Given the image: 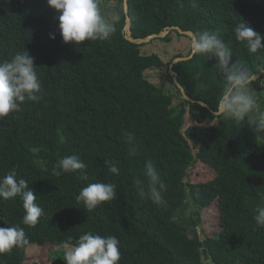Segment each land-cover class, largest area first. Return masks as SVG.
Segmentation results:
<instances>
[{"label": "trees", "instance_id": "1", "mask_svg": "<svg viewBox=\"0 0 264 264\" xmlns=\"http://www.w3.org/2000/svg\"><path fill=\"white\" fill-rule=\"evenodd\" d=\"M129 14L135 38L172 26L218 31L232 63L252 75L264 69V49L250 53L234 32L244 20L264 35V0H129ZM56 17L47 0H0V61L29 51L41 82L38 103L18 104L0 120V176L14 170L43 209L29 227L21 196L0 198V226L23 228L29 240L0 254V264H25L30 247L72 246L89 231L119 239L118 264H206L205 256L211 264H264V227L253 218L264 206V142L247 117L213 114L225 84L218 58L197 54L174 65L188 94L211 108L185 98L175 103L164 84L146 76L164 62L126 38L125 10L109 39L80 44L63 42ZM263 80L264 74L257 81ZM190 120L195 124L186 127ZM125 130L135 136L132 145L122 138ZM71 155L85 163L87 180L80 170L53 174ZM149 160L167 186L165 205L141 198L133 183ZM95 182L114 184L117 195L88 212L75 197ZM213 206L220 230L191 234L201 211Z\"/></svg>", "mask_w": 264, "mask_h": 264}, {"label": "clouds", "instance_id": "2", "mask_svg": "<svg viewBox=\"0 0 264 264\" xmlns=\"http://www.w3.org/2000/svg\"><path fill=\"white\" fill-rule=\"evenodd\" d=\"M47 3L59 12V32L63 42L107 40L116 31L121 16L113 10L101 11L99 0H47ZM237 41L245 42L250 53L264 49V35L257 32L248 22H239L235 29ZM55 39L56 34L50 33ZM191 54H208L218 58L217 66L225 80L222 93L218 98L216 111L213 114H227L238 121H247L255 132L264 133V114L252 118L250 113L256 108V101L251 95L249 84L256 77L238 62L232 63V52L218 31H204L192 34ZM37 66L29 51L16 53L10 59L0 61V120L14 112L18 104L39 102L41 82L37 74ZM122 138L126 144L132 145L133 133L124 131ZM135 149L130 148L134 153ZM110 173L119 174L118 167L105 160ZM86 165L77 155L60 158L53 168V174L80 170L81 178L87 180L84 171ZM133 183L139 190L141 198H148L154 204L165 205L163 193L166 184L149 160L145 164L144 177L134 178ZM20 195L23 200L24 215L22 223L35 227L43 214V209L35 201L36 193L29 188L28 182L17 180L16 172L10 171L0 176V198L9 199ZM117 195L116 186L111 183L95 182L83 187L75 197L90 212L105 201ZM258 227H264V206L258 207L253 217ZM119 239L116 236H101L92 232L82 234L71 247H66L62 256L65 264H118L121 258ZM29 240L23 228L17 226H0V254L11 252L13 248H26Z\"/></svg>", "mask_w": 264, "mask_h": 264}, {"label": "rangeland", "instance_id": "3", "mask_svg": "<svg viewBox=\"0 0 264 264\" xmlns=\"http://www.w3.org/2000/svg\"><path fill=\"white\" fill-rule=\"evenodd\" d=\"M99 4L102 12L113 10L122 16L125 10L123 0H99ZM49 7L59 15V12L56 9L50 5ZM170 35L171 41H166L164 38H155L148 43L142 44L143 53H157L164 62L162 67L149 69L145 71V74L152 82L156 84H164L166 89L174 95L175 103H179L184 96L175 82L174 74L171 70V64L177 55L183 54L184 56H187L189 54L191 51V40L190 36L179 34L176 31H172ZM248 87L251 95L256 101V108L253 113H250L252 118L255 119L262 114L264 103V80L262 82L253 81ZM194 124L195 122L190 120L187 122L186 127ZM260 139L264 142V133H261ZM192 177L196 178L194 174ZM193 210H195L194 206L191 205L187 211V217L193 215ZM201 218V223H199L197 228L194 226L191 227V234L194 235V233L197 232L202 238H204L208 233L212 234L220 230L219 218L215 206L203 209L201 211ZM66 247L71 246H32L28 249V258L25 264H52L55 259L63 256ZM204 262L206 264H211L212 260L205 256Z\"/></svg>", "mask_w": 264, "mask_h": 264}, {"label": "water", "instance_id": "4", "mask_svg": "<svg viewBox=\"0 0 264 264\" xmlns=\"http://www.w3.org/2000/svg\"><path fill=\"white\" fill-rule=\"evenodd\" d=\"M124 8H125V13H126V24H125V27H124V32L126 34V38L128 40H130L131 42H133V43L142 45V44H145V43H148V42L152 41L155 38H165L172 31H178L180 34H184V35H187V36H190V37H191L192 34H195V32L192 31V30H184L180 26H172V27H167L164 31H162L160 33H153V34L148 35V36L143 37V38H135L133 36V31H132V18H131L130 14H129V0H124ZM192 56L193 55L187 56V57L186 56L177 57V58L174 59L173 63L171 64V67H172L171 70H172V72L174 74L175 82H176L177 86L179 87V89L181 90V92H182V94H183V96H184V98L186 100H189V101H191L193 103H200L203 106L211 108L208 103H206L204 101H201V100H195L188 94V92L186 91V88L184 87V85L178 79L177 71L174 70V65L177 62H180V61H183V60H187V59L191 58ZM263 74H264V69H262L259 72L255 73L254 76L256 77V79L254 81H257ZM213 112H215V111L213 110Z\"/></svg>", "mask_w": 264, "mask_h": 264}]
</instances>
